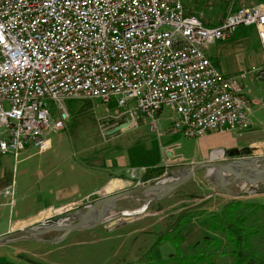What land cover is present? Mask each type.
Instances as JSON below:
<instances>
[{
	"label": "built area",
	"instance_id": "built-area-1",
	"mask_svg": "<svg viewBox=\"0 0 264 264\" xmlns=\"http://www.w3.org/2000/svg\"><path fill=\"white\" fill-rule=\"evenodd\" d=\"M238 23L257 29L263 62L249 72L264 79V0L214 24L182 0H0V156L46 150L73 95L114 102L111 127L143 115L153 129L165 107L172 133H241L249 72L225 74L207 53Z\"/></svg>",
	"mask_w": 264,
	"mask_h": 264
},
{
	"label": "rangeland",
	"instance_id": "rangeland-1",
	"mask_svg": "<svg viewBox=\"0 0 264 264\" xmlns=\"http://www.w3.org/2000/svg\"><path fill=\"white\" fill-rule=\"evenodd\" d=\"M182 2L187 12L198 15L206 24H214L222 19L230 9L240 4L253 3L254 0H182ZM259 41L254 24L238 23L232 28L228 37L218 39L209 44L207 53L211 55L215 64L226 58L231 60L230 63L234 65L237 72L240 69L249 72L246 58L241 56L243 54L242 51H237L235 48L240 46L239 43H243L248 48V52L254 57V44ZM226 47L231 49L230 53L227 52ZM233 58L234 60L232 61ZM246 77L243 80L247 82L249 87L254 88L253 75L249 72ZM258 82L264 86V80H259ZM63 104L69 115L64 128L59 130V135L56 136L58 141L54 145L57 154L55 159H59L61 162L66 159L65 156L67 161H69V158H73L76 153L81 151L88 152L93 149L97 141L111 127L112 114L118 109V106L112 101L104 102L98 98L83 95L65 97ZM145 127L148 129L147 132L150 133L148 135L153 137L154 143L158 145L157 130L156 128H149V119ZM151 141L153 142V140ZM34 150V147L27 146L17 155L16 159L12 154L0 156V229L6 228L3 232L17 229V227L27 223L28 217L25 219L19 218L20 213L17 211V205L13 204V200L21 190L23 191L27 187L26 179L23 180L21 185H19V180H21V177L26 176L27 173H30L34 161L42 154V152L33 153ZM212 155H221V152L213 151ZM178 163L165 164L166 170L161 176L171 179L173 170ZM80 164L83 168H90V163L88 162ZM155 180L148 179L146 181L140 180L139 182L150 183ZM136 184L140 183L136 182ZM88 188L90 187L84 184L82 190L85 192ZM211 189L208 176L200 172L198 178L187 180L167 194L163 204H168L170 209L178 207L185 204L184 198H201L203 195H208ZM100 190L102 191L93 192L83 197L79 195V197H73L75 199L68 198L67 200L69 201H66V203L48 207L45 212L51 213L52 216V214L59 211L90 203L102 195L109 194L108 192L112 188L106 186ZM234 198L247 201L256 199L258 202L264 200V197L255 198L254 190L238 194ZM177 199H179L178 202L170 205ZM229 199L232 198L230 196L210 195L203 201H199L198 205L200 207H196L189 212L199 216L195 226L201 230L194 232L185 239L182 235L177 240L182 253H197L202 250L203 254L208 255L209 251L200 247L203 237L210 234L207 229V218L211 211L220 208ZM18 200L27 202V197L20 193ZM163 204L158 201L155 205H150V211L161 208ZM208 206L211 209L207 208ZM245 211L248 215L249 223L258 228L250 237L249 250L264 259V209H255L249 206ZM114 217H117V215L112 216L103 223L108 224L109 220L114 219ZM9 218L10 220H7ZM156 223L135 232L131 231V228L136 225L133 223L114 227L115 229L112 228L114 229L113 232H111L112 229H106L103 225L82 231L75 230L63 239L56 242H46L43 246H34L36 242L31 244V246L24 245L23 243L26 242L27 238L8 240L0 243V264H33L34 261L46 262L45 260H51L50 263L46 262V264H60L62 262V264H173L175 248L170 241H159L157 239L159 232L157 233L155 230H158L159 225ZM108 231L110 233H107ZM60 233V231L54 230L45 233V236L53 238ZM39 248L41 249L39 250ZM45 249L52 250L50 253L45 252L46 256L42 258L41 253L38 251ZM222 249L212 252L210 262L205 259L196 264H229L231 255L227 252H220ZM60 251H68V253L65 257H60L58 255ZM76 251H80L81 254L75 256ZM262 264H264V260Z\"/></svg>",
	"mask_w": 264,
	"mask_h": 264
},
{
	"label": "crops",
	"instance_id": "crops-1",
	"mask_svg": "<svg viewBox=\"0 0 264 264\" xmlns=\"http://www.w3.org/2000/svg\"><path fill=\"white\" fill-rule=\"evenodd\" d=\"M261 1L263 0H254L253 3H259ZM239 45L240 46L235 49H237V51H242L243 54L241 56L242 58H246L247 64L249 65L248 70L263 62V50L260 41L254 44V57L248 52V48L243 43H239ZM227 52H231L229 47L227 48ZM209 56L211 57V55ZM211 59L213 60L212 57ZM233 60L234 58L232 61ZM230 61L231 60L225 58L223 61L216 62V65L225 74L236 73L237 71L234 65H231ZM242 70L240 69L238 71L240 72ZM258 81V79L254 78V88H251L248 86L247 82L243 80L244 93L251 105V110L249 112L251 123L241 133L235 130L223 132L208 131L204 135L197 137H185L180 133H172L168 130L170 111L162 107L156 114L155 128L159 141L158 145L154 143L153 137L148 135L150 133L147 132L148 129L145 127V125L148 124V118L143 115H137L134 120L136 122L135 125L117 132L106 133L97 141L93 149L88 152H78L73 158L70 157L69 161H67V157L65 156L66 159L63 160V162L59 159H55L57 154L54 145L58 141L56 136L59 135V130L52 133L50 137V146L44 151H38L37 149L33 151V153L42 152V154L34 161L30 173H27L26 176L21 177V180H19V185H21L23 180L26 179L27 187L15 196L13 204L17 205V211L20 213L19 218L25 219L28 217L29 221L27 220L26 224L17 228L31 225L50 217L51 213H46L45 209L59 204L62 205L66 203V201H69L67 200L68 198L79 197V195L82 197L90 195L93 192L102 191L100 189L106 186L112 188L108 193L131 187L136 184V182L140 181V175L146 167L165 165L167 163L175 164L178 162L206 160L212 155L213 151L221 152L228 150L230 151V156L235 157L231 152L248 148L250 149L249 153H240V155H245L247 157L251 155H264V86L260 85ZM150 140H153V142H150ZM223 155L222 157H228L227 154ZM16 157L14 156L15 159ZM216 157L219 158L221 155H216ZM82 162L90 163V168H83L80 164ZM200 172L207 175L205 169H197L189 180L198 178ZM160 176L153 179H158ZM84 184L90 187L85 192L82 190ZM245 187L248 189L247 192L254 190L255 198L264 197V192H258L257 190L258 188L260 189L259 184H246ZM20 193L24 197H27V202H20V200H18ZM208 193V195H203L201 198H184L183 201H185V204L171 209L168 204H163V200H166L165 196L157 198L149 202L142 212L136 213L133 219L123 224H136L131 228V231L135 232L136 230L148 228L152 226L151 224L157 222L159 228L155 231L158 233L172 221L181 209L187 207L198 208L200 207V205H198L199 201H203L207 196L219 195L234 198L227 193L217 191L214 187H212L211 191ZM178 200L179 199L173 201L170 205L178 202ZM158 201L162 203L163 206L150 211V205H155ZM254 201L258 200L254 199ZM261 202H264V200ZM207 208L211 209L209 206ZM217 209L219 208L215 210ZM7 220H10V218ZM195 224V219H192L186 224L182 231L184 239L191 236L194 232L201 230L197 228ZM5 229V227L1 228L0 234L5 233L3 232ZM114 229H112L111 232H113ZM107 233H110V231ZM42 236L44 238H49L46 237L45 234ZM23 244L31 246V244L35 243L30 239H26V242ZM40 249L41 248H39V250ZM51 250L52 249H45L38 252L41 253L40 255H42L43 258L46 256L45 252L50 253ZM67 253L68 251H60L58 255L60 257H65ZM80 254V251L75 252V256ZM45 261L50 263L51 260ZM46 262L34 261L33 264H46Z\"/></svg>",
	"mask_w": 264,
	"mask_h": 264
},
{
	"label": "water",
	"instance_id": "water-1",
	"mask_svg": "<svg viewBox=\"0 0 264 264\" xmlns=\"http://www.w3.org/2000/svg\"><path fill=\"white\" fill-rule=\"evenodd\" d=\"M132 119H126L113 125L106 133L124 130L135 125ZM250 149L221 151V157L211 155L206 160L178 163L173 170V177L164 180L161 176L150 183H140L120 191L102 195L90 203L71 209H65L50 215L37 223L20 227L0 234V243L19 238H27L43 246L46 242H56L73 231H82L103 225L106 229L120 226L133 219L136 213L142 212L152 200L169 194L174 188L189 180L194 171L205 169L209 185L217 191L227 193L233 197L246 193V184H259L257 190L264 192V155H240L249 153ZM227 154L228 157H222ZM184 171V173H182ZM108 224L103 223L112 216ZM60 231L53 238H44L42 235L50 231Z\"/></svg>",
	"mask_w": 264,
	"mask_h": 264
},
{
	"label": "trees",
	"instance_id": "trees-1",
	"mask_svg": "<svg viewBox=\"0 0 264 264\" xmlns=\"http://www.w3.org/2000/svg\"><path fill=\"white\" fill-rule=\"evenodd\" d=\"M164 171V165L146 167L140 175V180H152ZM249 206L255 209H264V202L232 198L224 202L219 209L211 211L207 218V229L210 234L204 236L200 243L203 250L209 251L208 255L203 254L202 250L197 253H182L177 241L181 238L182 231L188 222L192 219L199 220L198 215L189 213L196 207L181 209L172 221L159 232L157 239L170 241L174 246L173 264H196L205 259L210 262L212 252L220 248H223L220 252H227L231 255L229 264H262L264 259L249 250L250 237L258 229L248 221L245 209Z\"/></svg>",
	"mask_w": 264,
	"mask_h": 264
},
{
	"label": "bare ground",
	"instance_id": "bare-ground-1",
	"mask_svg": "<svg viewBox=\"0 0 264 264\" xmlns=\"http://www.w3.org/2000/svg\"><path fill=\"white\" fill-rule=\"evenodd\" d=\"M182 173H184V171H182ZM168 179H170V178H169V177H165V178H164V180H168Z\"/></svg>",
	"mask_w": 264,
	"mask_h": 264
}]
</instances>
